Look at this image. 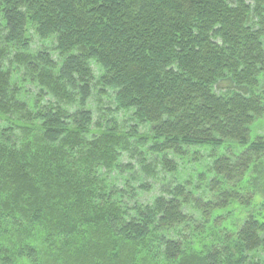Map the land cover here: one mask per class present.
<instances>
[{
    "label": "trees",
    "instance_id": "trees-1",
    "mask_svg": "<svg viewBox=\"0 0 264 264\" xmlns=\"http://www.w3.org/2000/svg\"><path fill=\"white\" fill-rule=\"evenodd\" d=\"M263 116L264 0H0V264H264Z\"/></svg>",
    "mask_w": 264,
    "mask_h": 264
},
{
    "label": "rangeland",
    "instance_id": "rangeland-1",
    "mask_svg": "<svg viewBox=\"0 0 264 264\" xmlns=\"http://www.w3.org/2000/svg\"><path fill=\"white\" fill-rule=\"evenodd\" d=\"M257 137L264 138V116L260 119H258L256 122H254L249 131L248 141H251ZM206 155L205 151H201L200 154ZM205 157V156H204ZM181 177H185L184 174H182Z\"/></svg>",
    "mask_w": 264,
    "mask_h": 264
}]
</instances>
